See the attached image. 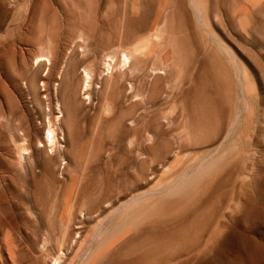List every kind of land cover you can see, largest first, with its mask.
Listing matches in <instances>:
<instances>
[{
  "label": "rangeland",
  "instance_id": "374dc122",
  "mask_svg": "<svg viewBox=\"0 0 264 264\" xmlns=\"http://www.w3.org/2000/svg\"><path fill=\"white\" fill-rule=\"evenodd\" d=\"M0 83V264H264V0H0Z\"/></svg>",
  "mask_w": 264,
  "mask_h": 264
},
{
  "label": "bare ground",
  "instance_id": "6f19581e",
  "mask_svg": "<svg viewBox=\"0 0 264 264\" xmlns=\"http://www.w3.org/2000/svg\"><path fill=\"white\" fill-rule=\"evenodd\" d=\"M129 53H123V55H122V57H121V60H122V63H121V66H120V69L119 70H121V71H125V70H127V68L130 66L129 65V55H128ZM113 57V56H112ZM131 57V56H130ZM24 58V60H25V63H28V60H29V58L28 57H23ZM42 58V57H41ZM115 58H117V56L115 57ZM106 59V58H105ZM23 60V59H22ZM38 60V59H37ZM43 60V59H42ZM50 60V59H49ZM2 61V60H1ZM4 61V60H3ZM41 61V60H40ZM39 61V63H38V61H37V64L36 63H34V67H36V65H37V68L35 69V70H40L41 68H42V63ZM107 61V60H106ZM105 61V62H106ZM112 62H113V60H112ZM4 63H5V61H4ZM9 63V62H8ZM115 63V62H114ZM113 63V64H114ZM24 64V63H23ZM36 64V65H35ZM47 64V63H46ZM106 64H107V69L109 70V69H111L113 66H111L112 65V63L111 62H106ZM26 65V64H25ZM50 65V64H49ZM94 65V64H93ZM100 66V65H99ZM29 67V66H28ZM118 67V66H117ZM116 67V68H117ZM2 68V67H1ZM27 68V67H26ZM99 68V67H98ZM103 68H105V66H103ZM119 68V67H118ZM117 68V69H118ZM30 69H32V66L30 67ZM114 69V68H113ZM95 70V69H94ZM130 70H132V69H130ZM4 71V70H3ZM72 71V70H71ZM93 71V70H92ZM91 71V69H90V71H89V69H87V67L85 68V70H84V83H83V86H82V88H81V97H83V96H88V97H83L84 99H89V97L91 96V93H92V86L94 85V80L96 79L95 77H97L98 79H100L101 77H103V72L104 71H100V72H98V73H95V71H93L92 72ZM114 70H112L110 73L112 74V72H113ZM116 71V70H115ZM159 71V70H158ZM34 72H36V71H34ZM39 72V71H38ZM109 72V71H108ZM108 72H107V74H108ZM156 72V71H155ZM51 73V72H50ZM56 73V72H55ZM69 73V72H68ZM125 72H123V74H124ZM34 74V73H33ZM114 74V73H113ZM30 75V74H29ZM36 78V77H35ZM39 78V79H38ZM38 81L40 80H42V82H44L45 84V86L47 87L48 86V84H49V78H48V76H45V75H43V74H41V73H39V76H38ZM2 79V78H1ZM30 79H31V77H30ZM34 79V78H33ZM27 80V79H26ZM32 80V79H31ZM51 80V79H50ZM101 80V79H100ZM40 81H39V83L38 84H40ZM52 81V80H51ZM35 83H36V80L34 81ZM2 83V82H1ZM1 83H0V85H1ZM15 83V82H14ZM97 83V82H96ZM99 83V82H98ZM12 84H13V81H12ZM19 84V83H18ZM18 84H16L17 86H15V87H17L16 88V98H18V100H19V104H20V106H21V108L23 109V114H24V116H25V119H24V125H25V130L27 131V135L29 136L28 138H30V144H32V148H33V151H38V153L40 154V153H48V152H50V148H51V150H52V152H53V150H54V148L55 149H57L56 148V146H58L59 144H61L60 143V140H59V137H58V134H57V132L58 131H56L57 130V128L59 127V126H57V124L59 125V124H62V123H59V118H61V116L58 118V116L56 115L57 114V110H59V109H56V107H55V105H53V104H47V107L48 108H43V106L41 105V107L43 108V110H41V111H39V112H36L37 110H36V106L37 105H33V107H29V106H27V104H26V100H25V91L27 90V89H25V88H21L20 87V85H18ZM22 84V83H21ZM26 87L28 88H30L31 86V83H30V81H29V84H28V82L26 81ZM37 84V85H38ZM34 85V84H33ZM36 85V86H37ZM151 86V85H150ZM14 87V88H15ZM24 87V86H23ZM34 87V86H33ZM51 86H48L45 90H46V92H47V95H48V97H49V95L50 96H52V91H51V89L52 88H50ZM101 87V86H100ZM133 87V86H132ZM131 87V88H132ZM28 88V89H29ZM36 88V87H35ZM119 88H121V87H119ZM150 88V87H149ZM31 89V88H30ZM37 90V92L36 93H34L33 94V97H34V99H36L37 98V100L39 101V103L41 102V94H40V91H39V89H36ZM36 90H34V91H36ZM42 91V90H41ZM29 94V93H28ZM14 96V95H13ZM44 97V96H43ZM53 97V96H52ZM57 97V96H56ZM57 100V99H56ZM90 100V99H89ZM34 101H36V100H34ZM49 101V100H48ZM50 101H51V99H50ZM115 104H113V103H107L106 104V110L109 112H111V110H114L115 108H116V106L118 105V99H116L115 98ZM45 102V101H44ZM30 103H31V101H30ZM37 103V102H36ZM35 103V104H36ZM39 103H38V105H39ZM41 104V103H40ZM44 104V103H43ZM57 104H58V102H57ZM56 104V105H57ZM18 106V105H17ZM41 108V109H42ZM58 108H60L59 106H58ZM62 108V107H61ZM11 110H14V109H11ZM36 110V111H35ZM60 110H62V109H60ZM63 111V110H62ZM12 112V111H11ZM15 112V111H14ZM20 112V111H19ZM61 112V111H60ZM10 113V112H9ZM37 114H38V117H37ZM61 114V113H60ZM63 114V113H62ZM61 114V115H62ZM13 115V114H12ZM11 115H9V117H10ZM15 116V115H14ZM40 121H39V120ZM38 120V121H37ZM12 121V120H11ZM10 122V121H9ZM14 122H15V120H14ZM13 122V123H14ZM12 123V122H11ZM128 123V122H127ZM19 124V123H18ZM126 125V124H125ZM22 128V127H21ZM59 129V128H58ZM45 130H47V132H46V135H45ZM154 130H156V129H154ZM159 131V130H158ZM157 131V132H158ZM20 132H22V131H20ZM25 132V131H24ZM124 132V131H123ZM145 132V131H144ZM153 132H155V131H153ZM148 133V132H147ZM22 134V133H21ZM25 134V133H24ZM120 134H122V133H120ZM123 135V134H122ZM155 135V134H154ZM25 136V135H24ZM65 136V135H64ZM162 136V135H161ZM164 137V136H163ZM27 138V137H26ZM121 138V137H120ZM147 138H150V136L149 137H147ZM157 138V137H156ZM22 139V138H21ZM125 139V138H124ZM146 140H148V139H146ZM24 141V140H23ZM115 141V140H114ZM151 141V140H150ZM127 142H130V141H127ZM144 142H145V140H144ZM147 144V143H146ZM152 144V143H151ZM106 145V144H105ZM148 145V144H147ZM61 146V145H60ZM107 146V145H106ZM130 146H131V144H130ZM133 146V145H132ZM135 146V145H134ZM143 146H144V144H143ZM151 146V148H152V145H150ZM149 146V147H150ZM148 147V146H147ZM148 147V148H149ZM154 147H156V146H154ZM32 148H30V149H32ZM128 148H130V147H128ZM30 149H29V151H30ZM66 149V148H65ZM64 149V150H65ZM145 149H146V147H145ZM154 149V148H153ZM152 149V150H153ZM25 150H26V148H25ZM61 150V149H60ZM130 150V153H131V149H129ZM152 150H151V152H152ZM32 151V150H31ZM36 151V152H37ZM67 151V150H66ZM65 151V152H66ZM128 151V150H127ZM127 151H123L124 153L126 152V155H127ZM24 152V151H23ZM26 152V151H25ZM28 152V151H27ZM36 152H35V154H36ZM97 152V151H96ZM21 153H22V151H21ZM119 153V152H118ZM34 154V155H35ZM80 154V153H79ZM81 154H82V152H81ZM101 154H102V151H101ZM101 154H100V152H99V150H98V152H97V154H95L96 156H98L97 158H101L102 156H101ZM105 155V154H104ZM99 156H101V157H99ZM116 156V155H115ZM117 156H119V155H117ZM133 156V155H132ZM127 157V156H126ZM33 158V157H32ZM22 159H24V158H22ZM40 160V159H39ZM83 161V160H82ZM45 164H44V167H43V172H44V174L45 175H47L48 176V178H50V179H52V180H55L56 179V175H57V173H56V171L53 169V166H52V160H50V159H47V160H45V162H44ZM95 165V164H94ZM85 167V166H84ZM83 167V168H84ZM107 167V166H106ZM56 168V167H55ZM208 168V167H207ZM84 170V169H83ZM128 170V169H127ZM101 171V170H100ZM99 171V172H100ZM93 173V172H92ZM100 174V173H99ZM98 174V175H99ZM92 175H94V174H92ZM98 177V176H97ZM96 177V178H97ZM82 178V177H81ZM94 183V182H93ZM81 185H83V183L81 184ZM88 185H90V183L88 184ZM95 185V184H94ZM96 185H98V184H96ZM80 188H81V186H80ZM92 188H94V187H92ZM96 188V187H95ZM94 188V189H95ZM86 189V188H85ZM91 189V188H90ZM89 189V190H90ZM79 193H80V189H79ZM89 193V192H88ZM91 193V192H90ZM101 193V192H100ZM77 194V193H76ZM109 194V193H108ZM86 195V194H85ZM146 195V194H145ZM73 196V195H72ZM78 196V195H77ZM71 197V196H70ZM76 197V196H75ZM140 198V197H139ZM138 199V198H137ZM75 200H77L76 198H75ZM79 200V199H78ZM81 200V199H80ZM139 200V199H138ZM68 201V200H67ZM76 202V201H75ZM79 202H81V201H79ZM78 203V202H77ZM77 203H75L76 204V206H77ZM74 204V205H75ZM73 205V204H72ZM128 206V205H127ZM126 206V207H127ZM81 207V206H80ZM119 207H121V206H119ZM118 207V208H119ZM129 207V206H128ZM72 208V207H71ZM117 208V209H118ZM116 209V210H117ZM72 210V209H71ZM73 212H76L75 210L73 211ZM73 212H72V214H73ZM82 212V211H81ZM85 213V212H84ZM81 214V213H80ZM75 215H76V213H75ZM74 215V216H75ZM82 215V214H81ZM73 216V215H72ZM83 216V215H82ZM85 216V215H84ZM90 216V215H89ZM76 217V216H75ZM75 217H73V218H75ZM72 218V219H73ZM83 218H85V217H83ZM51 234V233H50ZM68 235H69V232H68ZM79 235H80V233H79ZM66 236V235H65ZM51 243V242H50ZM64 251V250H63ZM60 252H62V251H60ZM68 253V252H67ZM60 254V253H59ZM63 252H62V256H63ZM58 257V256H57ZM63 258V257H62ZM93 258V257H92ZM60 259H61V256H60ZM59 259V257H58V260L59 261H62V259L60 260ZM65 259V258H64ZM56 260V259H55ZM58 260H56V264H58L57 262H58ZM60 264H62V263H60Z\"/></svg>",
  "mask_w": 264,
  "mask_h": 264
}]
</instances>
